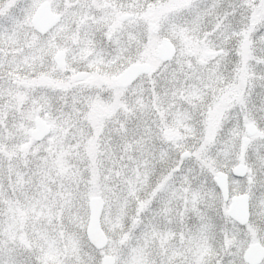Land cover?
Returning a JSON list of instances; mask_svg holds the SVG:
<instances>
[{
    "label": "snow or ice",
    "instance_id": "snow-or-ice-1",
    "mask_svg": "<svg viewBox=\"0 0 264 264\" xmlns=\"http://www.w3.org/2000/svg\"><path fill=\"white\" fill-rule=\"evenodd\" d=\"M0 264H264V0H0Z\"/></svg>",
    "mask_w": 264,
    "mask_h": 264
}]
</instances>
